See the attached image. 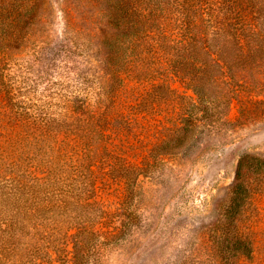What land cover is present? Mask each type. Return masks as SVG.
<instances>
[{"label": "rangeland", "instance_id": "1", "mask_svg": "<svg viewBox=\"0 0 264 264\" xmlns=\"http://www.w3.org/2000/svg\"><path fill=\"white\" fill-rule=\"evenodd\" d=\"M118 1L45 0L36 21L16 25L11 47L0 52V78L13 96L7 107L0 92V163L6 160L1 149L25 136V157L36 176L48 166L76 178L91 172L107 222L96 229L119 234L100 250L102 264H218L213 226L229 202L237 159L244 153L264 158V50L231 66L232 77L207 81L206 107H197L191 88L170 72L174 44L159 48L155 34V42L123 43L107 66L102 40L113 36L107 11ZM165 1L153 11L168 35L185 10L181 0ZM135 3L145 12L152 6V0ZM113 68L119 70L111 79ZM209 69L221 70L213 63ZM189 113L193 124L184 135L179 120ZM100 118L109 128L104 143L94 131ZM85 132L93 133L89 156L77 162L74 140L81 142ZM19 146H12L17 155ZM80 149L87 152L86 145ZM122 173L126 183L118 180ZM243 180L249 195L235 224L252 251L233 264H264V173ZM123 208L132 216L119 231ZM64 257L59 264H70V255Z\"/></svg>", "mask_w": 264, "mask_h": 264}, {"label": "trees", "instance_id": "2", "mask_svg": "<svg viewBox=\"0 0 264 264\" xmlns=\"http://www.w3.org/2000/svg\"><path fill=\"white\" fill-rule=\"evenodd\" d=\"M163 1L152 0L147 12L142 11L143 7L135 0H121L112 4L111 10L109 7L107 22L114 32L113 36L102 40L110 53L107 66L123 43L125 46H137L149 40L155 42L151 36L155 34L161 38L159 48L167 49V42L174 44L178 54H174L175 59L169 58L170 72L191 88L196 96V106L205 108L207 81L232 77L231 66L243 65L261 56L264 50V0L177 1L185 13L177 19L175 31H168V35H163L164 29H159L153 11L155 5L161 6ZM44 3L45 0H0V52L5 53L11 47L16 25L30 26L47 9ZM165 3L170 4L167 0ZM211 63L221 70L209 74ZM117 70L119 68L108 71L111 79L116 78ZM1 71L0 68V77ZM0 92H3L5 105L12 107L10 85L3 78H0ZM76 108L83 109L85 106L78 105ZM179 121L178 129L185 135L193 124L192 115H183ZM97 122L94 131L98 136H94L104 143L107 138L104 132L109 130L108 122L105 125V118ZM88 123L91 124L90 117ZM92 134L85 132L80 136L81 142L74 140V161L79 162L80 157L89 156ZM24 139L25 136H22L1 149L4 154L1 156L6 160L0 163L4 167H0L4 172L0 173V264H59L65 262V254L70 255L66 259L70 264H102L100 250L104 245L117 241L119 234L113 236L112 229H96L97 225L106 226L107 222L103 219L105 209L94 198L95 185L89 175L91 172L76 178L78 174H56L48 166L45 173L39 171L41 176H36L37 173L31 170L32 160L27 161L25 157L28 148ZM14 143L20 145L18 155L12 148ZM81 145H86V153L80 154L83 152ZM40 164L38 161L36 167ZM85 165L90 169L89 162ZM112 170L117 168L112 166ZM258 172L264 173L263 157L247 153L238 157L229 202L223 209L221 220L213 226L212 248L217 252L218 264H233L238 257L250 256L252 247L236 229L235 216L249 195L244 175ZM124 176V173L117 175L119 181L125 180L126 183ZM134 178L127 179V185H131L130 193ZM124 193L123 197L128 194ZM121 214L124 219L120 220L119 231L132 216L124 208ZM67 243L70 250L65 252Z\"/></svg>", "mask_w": 264, "mask_h": 264}]
</instances>
